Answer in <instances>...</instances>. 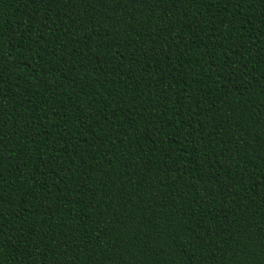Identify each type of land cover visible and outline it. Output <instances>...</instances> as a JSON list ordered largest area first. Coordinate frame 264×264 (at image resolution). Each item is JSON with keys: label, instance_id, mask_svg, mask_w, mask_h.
Masks as SVG:
<instances>
[{"label": "trees", "instance_id": "trees-1", "mask_svg": "<svg viewBox=\"0 0 264 264\" xmlns=\"http://www.w3.org/2000/svg\"><path fill=\"white\" fill-rule=\"evenodd\" d=\"M0 264H264V0H0Z\"/></svg>", "mask_w": 264, "mask_h": 264}]
</instances>
